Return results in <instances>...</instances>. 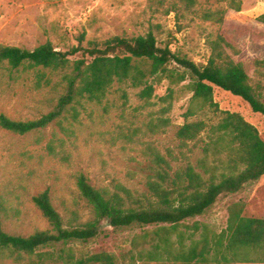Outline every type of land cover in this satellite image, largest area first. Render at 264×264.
Returning <instances> with one entry per match:
<instances>
[{"label":"rangeland","instance_id":"374dc122","mask_svg":"<svg viewBox=\"0 0 264 264\" xmlns=\"http://www.w3.org/2000/svg\"><path fill=\"white\" fill-rule=\"evenodd\" d=\"M229 1L195 0L186 7L180 0H0V45L33 50L50 42L56 50L68 51L78 45L81 35L86 47L114 36L131 38L150 32L159 46L168 45L175 54L205 65L211 56L210 41L222 35L238 51L227 49L235 62L242 63L264 103V67L255 63L264 59V25L257 20L264 13V0H238L239 12L229 7ZM209 12H224L223 23L204 18ZM80 58V54L70 57L71 64ZM142 67L146 76L141 85L115 81L101 100L74 102L46 128L19 135L0 126V218L5 232L28 236L51 229L33 200L44 191L64 226L93 220L94 211L77 187L80 174L94 188L119 193L128 207L139 208L159 203L151 183L172 188L176 173L188 165L202 172L204 135L186 146L176 137L191 102L189 77L175 63L168 66L174 78L168 73L151 75L148 62ZM70 72L71 67L3 66L0 114L29 121L53 111ZM178 75L184 80L173 82L180 79ZM146 85L153 87L149 99L141 96ZM213 98L221 110L238 113L254 125L264 140V118L247 103L217 87ZM197 119L218 120L204 110L189 120ZM238 202L245 204L244 216L264 218V176L239 193L219 197L203 215L185 220L177 230L187 244L199 239L205 227L220 233L227 226L230 206ZM156 227L114 229L103 220L99 235L88 242L59 243L32 255L3 251L0 264H78L100 253L113 255L116 264H170L150 262L138 254L150 248L143 235Z\"/></svg>","mask_w":264,"mask_h":264},{"label":"trees","instance_id":"16d2710c","mask_svg":"<svg viewBox=\"0 0 264 264\" xmlns=\"http://www.w3.org/2000/svg\"><path fill=\"white\" fill-rule=\"evenodd\" d=\"M186 7H192L195 0H180ZM229 7L241 10V1L230 0ZM224 12L206 13L204 18L222 24ZM264 25V13L257 17ZM84 35L78 45L68 51L56 50L46 42L33 50L16 46L0 45V69L7 66L18 69L26 64L51 70L71 67L65 79L64 93L58 99L53 111L41 118L16 121L0 114V126L10 132L24 135L46 128L58 120L67 107L80 99L101 100L115 81L131 80L133 85H141L146 76L144 63H150L149 73H168L176 77L168 66L175 63L184 70L191 83L192 97L184 114L185 121L176 132L183 146L195 142L204 135L202 158L197 172L188 165L176 173L172 188L165 189L158 183H151L150 189L159 197L158 204L146 207H128L124 197L107 189H96L84 174L77 177L80 195L94 211V219L80 226H64L62 218L53 207L48 191L34 197V204L48 220L51 229L36 231L28 236L11 235L5 232L0 218V252L32 255L38 249L56 244L88 242L100 233L101 222H108L114 229L132 226L157 225L146 231L143 238L150 248L138 251L150 262L170 264H238L264 263V218L244 216L245 204L234 203L229 208L226 228L213 233L208 228L199 239L186 243L177 227L185 220L203 215L221 196L241 192L244 188L264 176V140L257 128L240 114L221 110L213 98V88L239 97L248 104L252 112L264 118V103L250 84L244 66L235 62L227 53L238 51L222 36L210 41L211 56L205 65L181 57L168 45L157 44L152 33L145 36H114L101 43L82 45ZM80 54L81 58L71 64L70 57ZM264 67V59L255 61ZM171 79L173 82L184 80ZM153 87L146 85L141 96L149 99ZM207 111L218 120L209 123L203 119L190 121L199 111ZM166 182L164 177H161ZM126 197L129 191L122 188ZM177 193L176 196H174ZM198 230V226H193ZM176 235L177 240H173ZM78 264H116V258L107 253L94 254L77 261Z\"/></svg>","mask_w":264,"mask_h":264}]
</instances>
